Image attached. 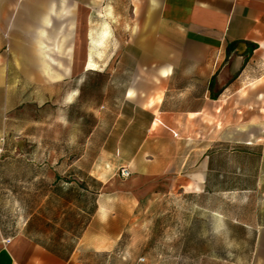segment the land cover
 <instances>
[{
	"label": "crops",
	"instance_id": "1",
	"mask_svg": "<svg viewBox=\"0 0 264 264\" xmlns=\"http://www.w3.org/2000/svg\"><path fill=\"white\" fill-rule=\"evenodd\" d=\"M80 107L95 146L25 153L0 264H94L140 204L198 193L264 264V0H0V159Z\"/></svg>",
	"mask_w": 264,
	"mask_h": 264
},
{
	"label": "rangeland",
	"instance_id": "2",
	"mask_svg": "<svg viewBox=\"0 0 264 264\" xmlns=\"http://www.w3.org/2000/svg\"><path fill=\"white\" fill-rule=\"evenodd\" d=\"M104 80L98 77L99 86ZM84 81L85 78L83 85ZM74 111L72 118L62 114L28 128L23 124V138L12 140L16 156L9 154L8 141L2 145L0 212L10 228H19L25 214L20 197L25 193L27 151L34 149L36 162L43 158L41 149H51L57 155L58 150L95 146L91 140L78 138L88 133L90 116L81 118L76 114L84 113L83 107ZM27 131L32 132L29 139L24 138ZM215 201L199 193L150 198L139 205L112 254L98 256L94 264H246L251 254V236L234 228L228 218L219 217Z\"/></svg>",
	"mask_w": 264,
	"mask_h": 264
},
{
	"label": "built area",
	"instance_id": "3",
	"mask_svg": "<svg viewBox=\"0 0 264 264\" xmlns=\"http://www.w3.org/2000/svg\"><path fill=\"white\" fill-rule=\"evenodd\" d=\"M119 174L122 177H127L129 175V171H128V169L122 167V168L119 169Z\"/></svg>",
	"mask_w": 264,
	"mask_h": 264
}]
</instances>
